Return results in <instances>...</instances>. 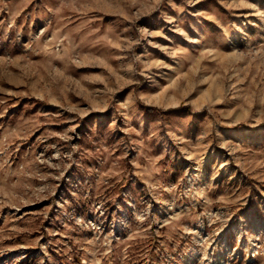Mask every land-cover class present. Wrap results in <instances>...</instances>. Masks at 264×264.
I'll list each match as a JSON object with an SVG mask.
<instances>
[{
    "label": "rangeland",
    "instance_id": "374dc122",
    "mask_svg": "<svg viewBox=\"0 0 264 264\" xmlns=\"http://www.w3.org/2000/svg\"><path fill=\"white\" fill-rule=\"evenodd\" d=\"M0 264H264V0H0Z\"/></svg>",
    "mask_w": 264,
    "mask_h": 264
},
{
    "label": "trees",
    "instance_id": "16d2710c",
    "mask_svg": "<svg viewBox=\"0 0 264 264\" xmlns=\"http://www.w3.org/2000/svg\"><path fill=\"white\" fill-rule=\"evenodd\" d=\"M142 107L144 108V109H146V110H160L161 111V109H159L158 107H156V106H149V105H146V104H142Z\"/></svg>",
    "mask_w": 264,
    "mask_h": 264
}]
</instances>
